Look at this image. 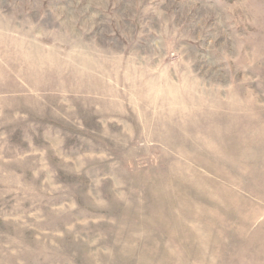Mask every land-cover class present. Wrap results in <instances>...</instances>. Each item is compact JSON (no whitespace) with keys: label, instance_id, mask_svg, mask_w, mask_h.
Wrapping results in <instances>:
<instances>
[{"label":"rangeland","instance_id":"obj_1","mask_svg":"<svg viewBox=\"0 0 264 264\" xmlns=\"http://www.w3.org/2000/svg\"><path fill=\"white\" fill-rule=\"evenodd\" d=\"M0 264H264V0H0Z\"/></svg>","mask_w":264,"mask_h":264}]
</instances>
